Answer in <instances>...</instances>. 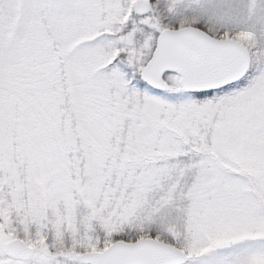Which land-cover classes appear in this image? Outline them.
Returning a JSON list of instances; mask_svg holds the SVG:
<instances>
[{
  "label": "snow or ice",
  "instance_id": "1",
  "mask_svg": "<svg viewBox=\"0 0 264 264\" xmlns=\"http://www.w3.org/2000/svg\"><path fill=\"white\" fill-rule=\"evenodd\" d=\"M0 264H264V0H0Z\"/></svg>",
  "mask_w": 264,
  "mask_h": 264
}]
</instances>
